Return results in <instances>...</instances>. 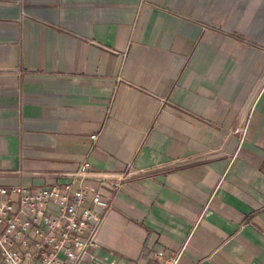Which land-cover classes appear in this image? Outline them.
<instances>
[{"label":"crops","instance_id":"obj_1","mask_svg":"<svg viewBox=\"0 0 264 264\" xmlns=\"http://www.w3.org/2000/svg\"><path fill=\"white\" fill-rule=\"evenodd\" d=\"M84 159L106 264H264V0H0V184Z\"/></svg>","mask_w":264,"mask_h":264},{"label":"built area","instance_id":"obj_2","mask_svg":"<svg viewBox=\"0 0 264 264\" xmlns=\"http://www.w3.org/2000/svg\"><path fill=\"white\" fill-rule=\"evenodd\" d=\"M91 138L96 141L97 135ZM90 165L84 159L68 182L35 190L0 184L2 264H106L96 250L101 248L99 231L113 203L96 187L85 185ZM126 178L122 175L114 182L116 191ZM90 193L92 207L86 206ZM184 250L173 255L155 250L147 264H179Z\"/></svg>","mask_w":264,"mask_h":264},{"label":"rangeland","instance_id":"obj_3","mask_svg":"<svg viewBox=\"0 0 264 264\" xmlns=\"http://www.w3.org/2000/svg\"><path fill=\"white\" fill-rule=\"evenodd\" d=\"M0 264H2V260L0 259Z\"/></svg>","mask_w":264,"mask_h":264}]
</instances>
